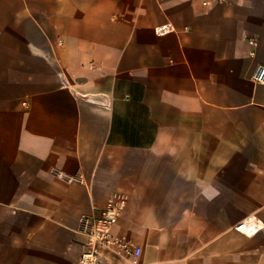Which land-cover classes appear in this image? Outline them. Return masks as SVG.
<instances>
[{
    "label": "crops",
    "instance_id": "0c3cea01",
    "mask_svg": "<svg viewBox=\"0 0 264 264\" xmlns=\"http://www.w3.org/2000/svg\"><path fill=\"white\" fill-rule=\"evenodd\" d=\"M206 1L0 0V264L113 203L106 264H264V0Z\"/></svg>",
    "mask_w": 264,
    "mask_h": 264
},
{
    "label": "built area",
    "instance_id": "2783aa9c",
    "mask_svg": "<svg viewBox=\"0 0 264 264\" xmlns=\"http://www.w3.org/2000/svg\"><path fill=\"white\" fill-rule=\"evenodd\" d=\"M228 0H211L204 3L205 6L212 4H225ZM169 27L158 30V34L169 32ZM254 81L264 84V66H259L254 74ZM119 218V206L116 203L103 208L100 216L94 219H82V231L87 236L84 253L78 264H106L103 252L112 250L117 256L132 258L134 263L141 255L139 248H131L128 242L115 237L111 229L116 225Z\"/></svg>",
    "mask_w": 264,
    "mask_h": 264
}]
</instances>
